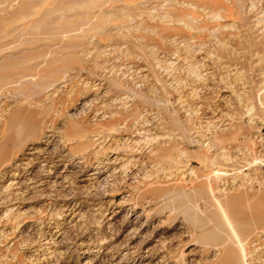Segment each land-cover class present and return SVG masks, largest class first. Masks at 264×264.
I'll use <instances>...</instances> for the list:
<instances>
[{
  "label": "rangeland",
  "instance_id": "374dc122",
  "mask_svg": "<svg viewBox=\"0 0 264 264\" xmlns=\"http://www.w3.org/2000/svg\"><path fill=\"white\" fill-rule=\"evenodd\" d=\"M146 246L264 264V0H0V264Z\"/></svg>",
  "mask_w": 264,
  "mask_h": 264
},
{
  "label": "bare ground",
  "instance_id": "6f19581e",
  "mask_svg": "<svg viewBox=\"0 0 264 264\" xmlns=\"http://www.w3.org/2000/svg\"><path fill=\"white\" fill-rule=\"evenodd\" d=\"M46 141L49 142L50 140L47 139ZM41 151H42V149H41ZM35 153L37 154V156L40 155V148L38 149V147H37V149L35 150ZM48 160L45 159V158L42 159V162L44 163V165L47 166L49 162H50V164L48 165V167H51L52 164L54 165V162L55 161H48ZM101 162L102 161H100V164H101ZM104 164H106V163H104ZM102 167H103V165L102 166L101 165L100 166H97L96 165L95 168L88 174L89 176H88L87 180L89 182H99V178L101 177V175L103 173ZM116 212L117 211H115L114 213H116ZM127 216H129V214ZM113 217H114V215L112 216V219H113ZM130 222L132 223L131 231H132L133 235L131 236V240H130V243L131 244H129V246L126 248V250L128 251L129 249L134 248V249H136L138 251L139 248H140V244H134L133 241H134V235H136L138 233V231L142 228V226L137 224V218L136 217H134L133 219H131ZM127 243H129V242H127ZM143 251H144V253L142 252L139 255L138 262L135 263V264H152L153 258H154L153 257V255H154L153 250L150 247L146 246ZM158 262L159 261L157 260L154 263H158Z\"/></svg>",
  "mask_w": 264,
  "mask_h": 264
}]
</instances>
